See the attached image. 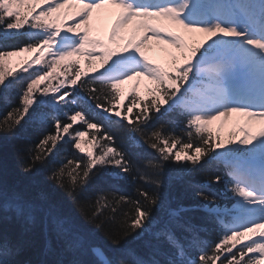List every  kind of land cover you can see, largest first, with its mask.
<instances>
[{
  "label": "snow or ice",
  "instance_id": "1",
  "mask_svg": "<svg viewBox=\"0 0 264 264\" xmlns=\"http://www.w3.org/2000/svg\"><path fill=\"white\" fill-rule=\"evenodd\" d=\"M94 10L113 16L106 39ZM4 137L46 178L28 191L0 169V264H264V0H0V153ZM37 235L55 258L18 259Z\"/></svg>",
  "mask_w": 264,
  "mask_h": 264
},
{
  "label": "trees",
  "instance_id": "2",
  "mask_svg": "<svg viewBox=\"0 0 264 264\" xmlns=\"http://www.w3.org/2000/svg\"><path fill=\"white\" fill-rule=\"evenodd\" d=\"M18 56L19 58L17 61L25 60V52L21 53V55H18ZM164 63L166 64V66H171V60L164 61ZM84 66H85V63L82 60L79 67L81 70L87 69ZM58 71H62V69H58ZM51 83L54 85L58 83V80H53L51 81ZM142 90H144V92H142ZM128 92L126 91V93H124V89L123 90L121 89V93H122L121 101L123 103H127L124 97L128 94ZM140 95L141 97H144L145 99L148 98V93L146 92L145 87H141ZM13 102L15 103V98H13ZM93 114L95 115V113ZM97 118L99 119L102 117L97 116ZM43 127L50 130L51 125L46 124ZM39 130H40L39 126H34L30 124L26 127L24 136L34 139L37 136ZM21 142L22 141L15 140V139L9 141L6 137L3 138L4 147H3L2 153H0V169H2L3 180L6 186L17 187L19 189H26L28 191H35L38 187L45 186L46 172L43 169H39L37 172L31 175H26L23 172H21V166L17 160V155L15 151V145ZM74 151L75 150L72 149L71 146L68 144H65L63 146V152L65 154H71ZM208 171H209L208 169H205L200 175H198L197 179L202 180L204 175H206ZM218 171L223 173L224 169L220 168L218 169ZM123 187H124V190L128 192L132 191L130 184H125ZM173 195L175 197L176 204H184L186 207H189V208H191L193 205H195L198 202V198L195 197L194 193L191 190L183 191V190L177 189L173 193ZM188 215L192 216L198 222V219L202 215V213L191 211L188 213ZM106 227L111 229L115 227V224H110V225H107ZM95 237H96L97 243L107 247L108 242L104 238V235L102 232H95ZM213 237H214V233H210L207 238L211 240L213 239ZM34 240H35L34 246L27 247L25 251L21 254V256L18 257V259L40 260V259L55 258L52 255H49V256L41 255V250L39 247V236L37 235L34 238Z\"/></svg>",
  "mask_w": 264,
  "mask_h": 264
},
{
  "label": "rangeland",
  "instance_id": "3",
  "mask_svg": "<svg viewBox=\"0 0 264 264\" xmlns=\"http://www.w3.org/2000/svg\"><path fill=\"white\" fill-rule=\"evenodd\" d=\"M115 10H113L114 12ZM104 12V10H94L93 12V16H98L99 13H102ZM105 15H107L105 12H104ZM111 17H113L112 15H109ZM148 45L146 47V51L148 52V54L150 55L151 54H156V55H160L161 53H163L165 51V49H168L169 46L167 45H161L159 44L158 42H156L155 40H150L148 42ZM97 52L99 51L98 49L96 50ZM31 54L33 53H29V52H25V56H26V59L29 58L31 56ZM21 55V53L19 54ZM19 58V56H12V57H6L5 60L6 62H8V66L9 67H12V68H15L17 67L18 64H20L22 61H17ZM98 59H96L95 57H93L92 59V62H91V67H96V66H99L98 64ZM44 83H48L47 81H45ZM43 86V85H42ZM142 92H144V90H142ZM246 119L244 117H240L238 116L237 114H233L231 117L228 118L227 121H223V118H221V120L223 121V129H222V132H225L227 131V127L230 126L231 124H235L236 126V122L237 121H240V122H243V120ZM221 124V121H216L213 123L212 126H214L215 128L218 127L219 125ZM256 127H258L259 125H255Z\"/></svg>",
  "mask_w": 264,
  "mask_h": 264
},
{
  "label": "bare ground",
  "instance_id": "4",
  "mask_svg": "<svg viewBox=\"0 0 264 264\" xmlns=\"http://www.w3.org/2000/svg\"><path fill=\"white\" fill-rule=\"evenodd\" d=\"M33 54H31V56H32Z\"/></svg>",
  "mask_w": 264,
  "mask_h": 264
}]
</instances>
